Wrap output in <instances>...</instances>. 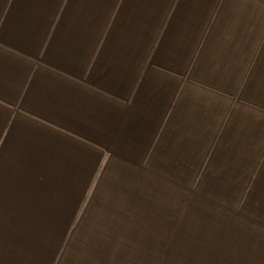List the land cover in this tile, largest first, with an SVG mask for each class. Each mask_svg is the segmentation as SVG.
Here are the masks:
<instances>
[{
  "label": "crops",
  "instance_id": "0c3cea01",
  "mask_svg": "<svg viewBox=\"0 0 264 264\" xmlns=\"http://www.w3.org/2000/svg\"><path fill=\"white\" fill-rule=\"evenodd\" d=\"M0 264H264V0H0Z\"/></svg>",
  "mask_w": 264,
  "mask_h": 264
}]
</instances>
